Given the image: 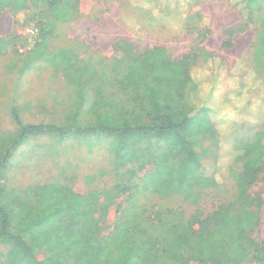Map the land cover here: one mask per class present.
Instances as JSON below:
<instances>
[{"label":"rangeland","instance_id":"obj_1","mask_svg":"<svg viewBox=\"0 0 264 264\" xmlns=\"http://www.w3.org/2000/svg\"><path fill=\"white\" fill-rule=\"evenodd\" d=\"M240 1L202 0L185 10L184 30L173 24L180 12L161 17L155 4L146 11L140 0H77L72 20L52 16L48 0H24L16 10L1 8L0 157L8 152L0 187L1 203L7 206L11 223L48 203L69 207L74 196H82L94 201L91 218L99 220L96 237L107 236L118 223L134 222L156 235L160 228L149 222L157 212L162 224H168L180 217L189 220L194 213L205 217L229 201L231 176L236 171L227 164L232 147L264 130V60L256 52L264 0L253 8L250 23L238 12ZM153 49H160L172 61L190 56L193 70L213 56L228 75L236 73L244 80L253 71L261 82L250 92L245 108L231 121L215 126L202 142L203 172L207 178H216V187H195L190 198L177 190L180 157L164 140L44 132L17 142L20 131L28 126H54L63 131L93 128L96 119L89 113L101 104H106V112L118 122L146 123L145 104L132 101L134 91L123 89L122 77L133 59ZM226 80L214 100L235 103L239 80ZM52 185L61 188L58 194L48 190ZM247 193L262 199L259 221L250 236L264 243V163ZM104 206L108 207L105 215L101 212ZM79 227L66 210L43 234L66 238ZM51 251L52 246H40L35 255L45 259ZM14 252L11 246L0 244V264H11ZM73 262L69 256L53 261Z\"/></svg>","mask_w":264,"mask_h":264},{"label":"trees","instance_id":"obj_2","mask_svg":"<svg viewBox=\"0 0 264 264\" xmlns=\"http://www.w3.org/2000/svg\"><path fill=\"white\" fill-rule=\"evenodd\" d=\"M23 1L0 0V9L7 7L16 10ZM48 1L51 15L55 18L72 20L77 13L74 5L77 0ZM201 1L140 0L146 11L151 9L152 4L154 8L155 4L161 17L168 18L180 12L177 22L173 24L183 30L185 10ZM259 1H240L238 12L246 23L252 21V10ZM161 22L166 24L167 21L161 18ZM260 25L261 37L256 51L259 54L264 53L263 16ZM191 61L190 56L172 61L160 49L147 51L133 59L122 77V87L134 91L132 101L145 104L146 123L126 119L118 122L106 112V104H101L99 110L89 113L96 119L97 125L93 128L63 131L54 126H28L20 131L17 142L44 132L58 136L98 132L109 136L120 135L134 141L164 140L172 145L180 157L175 180L177 190H183L182 194L190 198L194 196L191 190L195 187H216V178H207L203 172L202 142L215 126L226 120L231 121L245 108L250 92L257 90L261 82L253 71L247 73L244 80L236 73L228 75L223 63L213 56H209L201 68L195 70ZM230 78L239 80V98L235 103L227 99H219L218 103L214 98H219L226 79ZM91 104L97 105L95 102ZM7 152L3 158L0 157V176ZM263 163L264 130H260L251 138L238 140L232 147L231 158L227 160V164L236 169L231 176V199L205 217L194 213L189 220L180 217L168 224H162L157 212L156 218L149 222L160 228L156 235H150L147 228L140 229L134 222L118 223L107 236L96 237L99 220L91 218L94 201L82 196H74L69 207L48 203L42 210L12 224L7 206L1 203L3 190L0 187V244L14 249L11 264H54L53 261L62 256L73 257V264H187L190 261L198 264H244L247 261L264 264V243L255 242L250 236L251 229L259 221L263 202L247 193ZM48 190L58 194L61 188L52 185ZM66 210L75 217V223L80 224L78 231L66 238L43 234L45 227ZM107 210L108 207L104 206L101 211L103 215ZM168 213L177 214L171 210ZM40 246H52L51 254L45 259H38L35 255V250Z\"/></svg>","mask_w":264,"mask_h":264},{"label":"crops","instance_id":"obj_3","mask_svg":"<svg viewBox=\"0 0 264 264\" xmlns=\"http://www.w3.org/2000/svg\"><path fill=\"white\" fill-rule=\"evenodd\" d=\"M260 56H261V60H264V53H261Z\"/></svg>","mask_w":264,"mask_h":264}]
</instances>
